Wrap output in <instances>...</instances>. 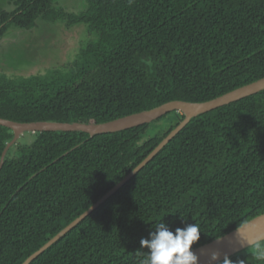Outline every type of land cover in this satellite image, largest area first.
I'll return each mask as SVG.
<instances>
[{"label":"trees","instance_id":"obj_1","mask_svg":"<svg viewBox=\"0 0 264 264\" xmlns=\"http://www.w3.org/2000/svg\"><path fill=\"white\" fill-rule=\"evenodd\" d=\"M8 2L11 10L0 12V41L9 43L0 51L22 45L31 65L51 69L20 80L0 76L4 120L104 124L170 102L212 101L264 78V0H85L81 12L58 9L59 0ZM46 24L75 40L85 34L73 60L54 58V44L35 46V29L50 32V42L57 37ZM21 33L26 39L11 44ZM45 52L48 58L40 60ZM183 119L172 112L93 138L24 135L0 171V264H23L133 172ZM13 138L0 126V159ZM263 214L264 91L193 119L31 264H139L147 251L140 240L161 221L173 232L196 223L194 250ZM256 247L230 260L264 264Z\"/></svg>","mask_w":264,"mask_h":264},{"label":"water","instance_id":"obj_2","mask_svg":"<svg viewBox=\"0 0 264 264\" xmlns=\"http://www.w3.org/2000/svg\"><path fill=\"white\" fill-rule=\"evenodd\" d=\"M264 91V78L230 92L212 101L204 103H189L183 101L170 102L150 111L127 116L112 122L104 124H84V123H54V122H33V123H16L0 118V126L10 129L14 133L13 140L7 145L0 159V171L3 168L9 149L14 146L24 135L43 132H80L88 134L91 138L103 135L119 133L133 128H137L155 120L162 118L169 113L183 115L184 119L179 126L124 180L116 185L108 194L100 199L81 217L76 219L72 224L62 230L58 235L52 238L44 247L29 257L23 264H31L38 256L48 248L59 241L64 235L75 228L81 221L87 218L91 213L104 204L111 196L119 191L128 181L139 173L147 164L178 135L193 119L217 110L221 107L228 106L250 96ZM264 242V214L248 222L239 229L227 234L224 237L216 239L208 244L192 250L198 257V264H221L225 257H232L243 253ZM213 253L218 254V261L211 262L210 257Z\"/></svg>","mask_w":264,"mask_h":264},{"label":"rangeland","instance_id":"obj_3","mask_svg":"<svg viewBox=\"0 0 264 264\" xmlns=\"http://www.w3.org/2000/svg\"><path fill=\"white\" fill-rule=\"evenodd\" d=\"M9 0H0V12L2 10H11V5L8 2ZM58 3V9L63 8L66 9V11L71 12V11H75V12H81L85 9L86 6V2L85 0H59ZM46 25H50L53 26L51 27V29H55L54 34L57 35L56 38L53 39L52 42L49 41V38L51 36L50 32H41V27L39 29H35L34 32L31 34V38L32 40L36 41L35 46L38 45L40 46L42 44V41H44L45 45H55L56 47H58V50L55 51H51L50 53L52 54V56L56 59H58V61L61 62H70L71 60H73L74 58L72 56H75L78 52V49L76 46L79 44V42L85 38V34H80L79 38L77 40H75L74 37L72 36H68L65 37L63 35V33H61V29H57L55 24H46ZM42 26V25H41ZM64 27V26H62ZM65 30L67 31L68 28L64 27ZM62 30V31H65ZM73 30H70V32H72ZM24 37L26 36L25 34H23ZM22 33L19 34L16 38L13 36V38H11L10 42H13L11 44H16L19 42V40L23 41L24 37H23ZM12 36V35H11ZM26 39V37H25ZM65 42V43H64ZM9 43V39H4L3 41H0V48L2 46H4L5 44ZM22 43V42H21ZM63 44H68L70 45V49H68L69 51L65 52V50H63L62 48L65 47ZM43 45V44H42ZM22 46V45H21ZM18 47V48H13L11 51L9 52H1L0 51V76H6L7 79L9 80H20V78H29L33 75H45V71L48 69H51L49 67L46 68H40L37 67L38 65H31L33 64V60H30L29 58H27V53H26V47ZM8 47V45H7ZM6 47V48H7ZM65 49V48H64ZM38 51H35L34 53L37 55ZM46 53V52H45ZM48 53H46V55L43 56H39L40 60H46L48 58ZM37 56V57H38ZM30 60V61H29ZM44 60V61H45ZM40 66V65H39ZM264 251V243L258 245V247H256L254 249V251L258 252V251Z\"/></svg>","mask_w":264,"mask_h":264},{"label":"clouds","instance_id":"obj_4","mask_svg":"<svg viewBox=\"0 0 264 264\" xmlns=\"http://www.w3.org/2000/svg\"><path fill=\"white\" fill-rule=\"evenodd\" d=\"M154 228L147 239L140 240L141 249L147 251L142 253L139 264H198V257L191 250L192 245L200 239L201 231L196 223L184 228L177 227L174 232L163 221L155 224ZM218 259L216 253L210 257L211 262ZM222 264L233 262L225 257Z\"/></svg>","mask_w":264,"mask_h":264}]
</instances>
